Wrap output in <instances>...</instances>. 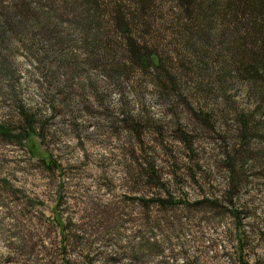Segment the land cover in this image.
<instances>
[{
  "label": "rangeland",
  "instance_id": "374dc122",
  "mask_svg": "<svg viewBox=\"0 0 264 264\" xmlns=\"http://www.w3.org/2000/svg\"><path fill=\"white\" fill-rule=\"evenodd\" d=\"M27 2L0 0V264H264V114L238 137L254 99L239 83L219 97V26L179 0L142 17L115 0L168 65L164 90L112 20L91 36L70 0ZM30 5L45 34L11 11Z\"/></svg>",
  "mask_w": 264,
  "mask_h": 264
},
{
  "label": "trees",
  "instance_id": "16d2710c",
  "mask_svg": "<svg viewBox=\"0 0 264 264\" xmlns=\"http://www.w3.org/2000/svg\"><path fill=\"white\" fill-rule=\"evenodd\" d=\"M28 1L26 5H29L32 0ZM70 1L71 5L67 9L69 14L74 16L72 18L79 21H76V23L81 28L82 33L92 36L103 27L104 18L112 20L126 45L125 57L128 61L139 69L153 68L155 71L152 74V79L155 85L168 90L167 87L171 83L170 73L167 70L168 65L166 64L165 68H161L160 59L156 53L148 50L144 44H137L131 38L130 30L135 24L129 22L128 19L126 21L124 15L127 12L123 7L116 6L115 0ZM131 1L135 9L137 8L136 11L139 12V17L149 16L153 7V0ZM179 3L185 5V13L191 19L192 26L195 28L205 25L204 27L208 31L212 25L217 24L219 26V47L222 50L221 52H226L222 55L223 57L219 58V74L213 76L219 82L217 87L219 97L225 100L229 99L230 94H226V92L231 89L234 83H239L246 88V92L253 96L254 105L249 111L239 112V116L235 117L234 122L240 139L246 141L249 137L257 136L254 131V126H257V124L251 122V116L258 109L261 111L260 115L264 114V0H179ZM30 7L33 10L25 9L22 11L18 9L16 11L15 8H9H11L13 14H18L20 17L24 16L26 18L24 22L26 23L31 19L36 20L40 16L45 23L42 24L41 29L44 28L45 31V27L51 24L50 20L45 15L41 16L40 13L37 15L34 5H30ZM8 13L11 14L10 11ZM127 14L132 13L128 12ZM15 16L13 15V25L20 22L17 20L19 17ZM130 18L132 21L134 17ZM0 25L3 24L0 22ZM44 31L40 34H45L46 31ZM84 43L92 44V37L84 40ZM96 43L99 45L97 49L104 48L101 46V39ZM208 90L209 88L205 89V91ZM175 91L176 89H173V92ZM205 113L207 116L210 115L209 111L205 110L196 116L205 121L208 118ZM256 123L263 126L264 119L257 120ZM27 126L30 127V122ZM4 132V128L0 125V133ZM27 133L28 131L25 134ZM17 136L21 138L20 134ZM160 201L158 202L162 204L166 202L163 199Z\"/></svg>",
  "mask_w": 264,
  "mask_h": 264
}]
</instances>
